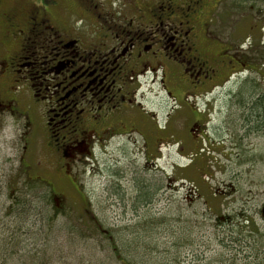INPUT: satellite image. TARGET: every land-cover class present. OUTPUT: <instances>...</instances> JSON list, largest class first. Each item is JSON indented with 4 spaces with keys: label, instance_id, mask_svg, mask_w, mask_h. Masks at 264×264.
<instances>
[{
    "label": "flooded vegetation",
    "instance_id": "af4514ba",
    "mask_svg": "<svg viewBox=\"0 0 264 264\" xmlns=\"http://www.w3.org/2000/svg\"><path fill=\"white\" fill-rule=\"evenodd\" d=\"M226 1L13 0L0 10V77L15 94L7 105L23 101L16 113L40 123L52 172L77 186L121 141L125 158L134 153L126 164L140 160L142 169L159 171L165 148L184 157L186 177L175 162L167 179L185 186L204 181L197 173L212 176L226 155L250 151L261 132L247 115L254 104L240 115L230 103L244 84L264 99V82L243 81L245 71L262 76L264 60L258 69L239 53L243 44L255 52L252 30H262L264 11L246 14L228 35L225 13L235 10Z\"/></svg>",
    "mask_w": 264,
    "mask_h": 264
},
{
    "label": "rangeland",
    "instance_id": "374dc122",
    "mask_svg": "<svg viewBox=\"0 0 264 264\" xmlns=\"http://www.w3.org/2000/svg\"><path fill=\"white\" fill-rule=\"evenodd\" d=\"M228 2L229 7L235 10V13L230 10L225 13L228 35L235 27V22L243 16L248 13L261 14L264 11V0L258 1L263 6L255 5L256 0L240 2V7L235 6L232 0ZM12 5L13 0H1L0 10ZM242 27L243 35L251 30L249 22ZM260 27H264V21L260 22ZM252 33L256 53L251 52L249 55L246 52L249 44H243L239 53H247V59H242L252 61V66L259 69L262 66L260 61L264 60V43H260V39L264 42V34L262 30H252ZM261 72L262 76L257 79L264 82V65ZM245 74L246 77L256 75L254 71L253 74L250 71ZM5 84L11 85L12 82L0 77V98L7 101V105L15 94L13 91L9 92V88L3 86ZM243 98L247 100L248 96L243 95ZM11 101H14L10 103L11 106L0 107V232L4 228V220L8 219L5 216V206L8 204L9 194L24 189V183H34L30 179L35 177L52 194L49 206L56 219L57 241L54 242L57 247L56 258L50 264H123L116 260L112 246L106 241L97 240L96 253L99 257L91 259L88 253L94 244L88 246L84 241L71 239L73 221L64 214L72 212V207L81 208L79 203L83 206L81 212L85 208L89 215L98 218L94 219L98 228H114L118 242L122 236H131L130 231L133 229L126 227H134L137 245L121 248L120 253L123 255H132L137 251L144 257L147 251L145 242H158L159 250L149 255V264H227L228 260H235L236 264H264V217L261 213L264 205V124L258 128L261 132L251 138L252 149L245 154L248 155L249 162L237 165L230 160L238 157L241 161L245 157L243 153L239 156L224 155L225 163L213 169L212 176L203 178L197 173L204 181L195 178L193 184L188 180L185 186L180 183L168 186L171 182L167 176L175 162L178 163V174L186 177V167L182 166L185 163L184 157L165 148L158 158L162 167L159 171L150 170L151 166L142 169L138 167L140 160L136 164H126L133 159L134 153L130 148L128 158H125L120 148L122 142L119 141L108 145L100 153L97 166L99 171L92 170L88 165L82 171L79 185L73 186L64 174L65 177L61 172H52L55 164L49 161L53 157L45 148L40 123L34 121L32 125H28L22 118L23 115L16 113L26 106L24 102ZM255 109L249 110L247 115L256 120L259 108ZM86 161L90 163L89 160ZM94 171L99 173L95 174ZM139 172L144 173L143 178H138ZM144 186L150 190L153 188L149 192L150 203L138 200L139 188ZM40 192L39 189L34 198ZM207 201L214 210L209 209ZM153 216L159 221L151 226L153 231L145 233L136 228L140 222L145 224L147 218ZM156 231L161 234L153 235ZM34 246L43 248L46 245L40 242ZM175 251L180 255L173 262ZM156 252L162 258V263L155 259Z\"/></svg>",
    "mask_w": 264,
    "mask_h": 264
},
{
    "label": "trees",
    "instance_id": "16d2710c",
    "mask_svg": "<svg viewBox=\"0 0 264 264\" xmlns=\"http://www.w3.org/2000/svg\"><path fill=\"white\" fill-rule=\"evenodd\" d=\"M247 1L249 0H237L235 3L240 4V2L245 3ZM258 1L261 0H256V3L259 4ZM250 70L253 71V68ZM256 71L259 70H254V72ZM257 77H259L258 73L254 76H247L243 81H245V83H247L246 81H259ZM244 85L242 86L243 89L241 93L238 95L239 101H237L238 98L236 97V101L230 104L242 111L240 115H244L246 109H251L250 104H254L253 110H256L255 108L258 107L256 120L254 119L256 123L254 127L258 129L264 124V99H260L258 92L251 88L249 84L245 85V87ZM243 95L248 96V99L245 100ZM256 97L257 99L259 98L257 101H255ZM258 131H260V129H258ZM245 154L246 152H243V156H245ZM241 162H249L248 155H246ZM30 180L34 183H24V189L11 192L9 194V199L7 198L8 204L5 206V216L8 219L4 220V228L0 232V264H50L51 261L56 258L55 247L57 246L56 242H54L57 241V235H55L56 219L52 214L53 210L49 206V200L52 194L47 190L46 185L41 184L39 178L34 177V179ZM39 189L41 190V194H38L34 198ZM152 189L153 188H151V190ZM151 190L145 186L143 188L140 187L138 191V200H145L144 202L148 201V203H150L151 193L149 192H151ZM27 192L30 194H27ZM79 204L81 208H83L82 204ZM207 205L209 209L214 210V208L208 204V201ZM81 208L73 209L72 207V212H67L64 216L73 221V232L71 233L72 240L84 241L88 246L94 244L89 248L88 255L91 259H97V257H99L96 253L97 240L98 242L106 241L110 247L112 246L113 255H116V260L123 264H149V255L155 250H159L157 246L159 243L155 240H151L152 244L145 242L147 251L144 257L137 251L128 256L121 254V248L129 247V245L131 247L137 245L135 244V242L137 243V236L134 234V232L136 233L134 227H126V229H133L130 231L132 237L125 238L122 236L118 242L114 234V228H106L104 226L98 228L94 222V219L98 220V218L92 214L89 215L85 208L81 212ZM59 216L60 215H58V219ZM156 222L159 221L156 220L154 216L149 217L145 224L140 222L136 225V228H139L145 233H149V231H153L151 230V226L156 224ZM160 234L161 233L157 231L153 232V235ZM40 242L46 246L43 248L34 246L35 243ZM49 248H51V250ZM158 254L159 253L156 254L157 256L155 259L159 260V263H162V258H160ZM178 255L180 254L175 251V254L172 256L173 262L177 260ZM220 261H222V259H220ZM228 261L227 264H236L235 260Z\"/></svg>",
    "mask_w": 264,
    "mask_h": 264
},
{
    "label": "bare ground",
    "instance_id": "6f19581e",
    "mask_svg": "<svg viewBox=\"0 0 264 264\" xmlns=\"http://www.w3.org/2000/svg\"><path fill=\"white\" fill-rule=\"evenodd\" d=\"M261 213H262V215L264 216V213H263V207H262V209H261Z\"/></svg>",
    "mask_w": 264,
    "mask_h": 264
},
{
    "label": "water",
    "instance_id": "95a60500",
    "mask_svg": "<svg viewBox=\"0 0 264 264\" xmlns=\"http://www.w3.org/2000/svg\"><path fill=\"white\" fill-rule=\"evenodd\" d=\"M263 213H264V207H263Z\"/></svg>",
    "mask_w": 264,
    "mask_h": 264
}]
</instances>
